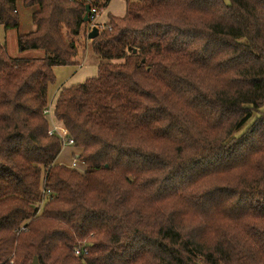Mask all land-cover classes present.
Segmentation results:
<instances>
[{"label":"trees","instance_id":"obj_1","mask_svg":"<svg viewBox=\"0 0 264 264\" xmlns=\"http://www.w3.org/2000/svg\"><path fill=\"white\" fill-rule=\"evenodd\" d=\"M109 1L22 0L42 56L0 44V264H264V0H122L88 40ZM86 41L97 75L50 101Z\"/></svg>","mask_w":264,"mask_h":264},{"label":"rangeland","instance_id":"obj_2","mask_svg":"<svg viewBox=\"0 0 264 264\" xmlns=\"http://www.w3.org/2000/svg\"><path fill=\"white\" fill-rule=\"evenodd\" d=\"M120 2L122 3L121 0H112L110 7H117L120 10ZM16 5L20 16L19 28L17 30H5L3 26L0 25V44L5 45L9 55L12 57H40L42 56L41 51L22 50L17 45L18 35L25 34L33 30V25L31 23V13L34 9L25 7L22 3V0H16ZM105 9L103 11H105ZM105 18V14H103L101 17H99V19L97 16L95 18V21L105 20ZM106 24H108V21ZM87 33H85V35H87ZM76 61L78 62V65L60 66L53 68L55 81L48 87V98L50 99V101H53L56 98V92L61 87L69 85L71 81H74L75 75H78L84 70H87L88 67L94 68V66H97L98 64L103 62L95 54H93L90 48V43L88 41H86L84 52L80 53ZM81 64L83 65V68H81ZM70 76L71 79L69 80L68 77ZM77 153L78 150L71 145L61 147L60 153L58 154L55 163L69 166L81 172L82 168L77 160L76 163H74V166H72V162L74 159L73 155Z\"/></svg>","mask_w":264,"mask_h":264},{"label":"built area","instance_id":"obj_3","mask_svg":"<svg viewBox=\"0 0 264 264\" xmlns=\"http://www.w3.org/2000/svg\"><path fill=\"white\" fill-rule=\"evenodd\" d=\"M89 15H88V20H89V25H88V31H90L92 29V27H96L99 30H101L105 25L106 23H100L99 21H95V18L98 16L96 14V9H91L89 11ZM53 106H48L46 109H44L43 111V115L45 116L47 122H48V125H49V128H48V135L49 136H57L60 140H61V146L64 147V146H70V145H73V141L72 140H66L65 139V133H64V130L63 128H60V124L59 122H57V120H55L54 116H53ZM74 163H76V160L73 159V162H72V166H74ZM74 255L76 256H79V255H82V254H85L86 251L84 250V248H80V247H74Z\"/></svg>","mask_w":264,"mask_h":264},{"label":"crops","instance_id":"obj_4","mask_svg":"<svg viewBox=\"0 0 264 264\" xmlns=\"http://www.w3.org/2000/svg\"><path fill=\"white\" fill-rule=\"evenodd\" d=\"M111 1L112 0H110V2L108 4V6L106 7L105 11L100 12V14L98 15V19L103 14H105V17H106L105 20H98L100 23H107L108 16L109 15L114 16V17H123L124 16V14H125V4H124V1L121 0L122 3L120 2V4H121V9L120 10L117 7H113V8L110 7ZM97 66H94V68L88 67L87 70H84L82 73H80L78 75H75L74 81H71V83L69 85H66V86H63V87H69V86L78 85V84L83 83L86 79L95 77L97 75ZM81 68H83V65L82 64H81ZM68 79L70 80L71 79V76L68 77ZM63 87H61V88H63ZM56 93H58V91ZM60 128H63V127L60 125Z\"/></svg>","mask_w":264,"mask_h":264},{"label":"water","instance_id":"obj_5","mask_svg":"<svg viewBox=\"0 0 264 264\" xmlns=\"http://www.w3.org/2000/svg\"><path fill=\"white\" fill-rule=\"evenodd\" d=\"M90 11V6L86 5L85 6V15L83 17V21L87 22L88 21V13ZM98 35V29L96 27H92V29L87 33V39L88 40H93L95 37ZM35 264V261H34Z\"/></svg>","mask_w":264,"mask_h":264}]
</instances>
